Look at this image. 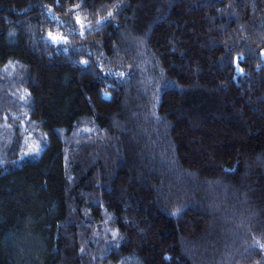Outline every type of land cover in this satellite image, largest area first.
Segmentation results:
<instances>
[{"label": "trees", "instance_id": "16d2710c", "mask_svg": "<svg viewBox=\"0 0 264 264\" xmlns=\"http://www.w3.org/2000/svg\"><path fill=\"white\" fill-rule=\"evenodd\" d=\"M0 264H264V0H0Z\"/></svg>", "mask_w": 264, "mask_h": 264}, {"label": "rangeland", "instance_id": "374dc122", "mask_svg": "<svg viewBox=\"0 0 264 264\" xmlns=\"http://www.w3.org/2000/svg\"><path fill=\"white\" fill-rule=\"evenodd\" d=\"M49 38L53 43H57V42L66 41L69 38V36L62 32H55L54 34L50 35ZM39 149H40V144L37 141H34L31 147V151L33 150L37 152Z\"/></svg>", "mask_w": 264, "mask_h": 264}]
</instances>
